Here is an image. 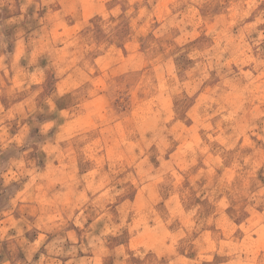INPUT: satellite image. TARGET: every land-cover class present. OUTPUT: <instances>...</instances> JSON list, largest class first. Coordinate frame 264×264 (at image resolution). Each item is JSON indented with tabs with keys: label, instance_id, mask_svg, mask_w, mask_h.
Masks as SVG:
<instances>
[{
	"label": "clouds",
	"instance_id": "9594fccd",
	"mask_svg": "<svg viewBox=\"0 0 264 264\" xmlns=\"http://www.w3.org/2000/svg\"><path fill=\"white\" fill-rule=\"evenodd\" d=\"M0 264H264V0H0Z\"/></svg>",
	"mask_w": 264,
	"mask_h": 264
}]
</instances>
